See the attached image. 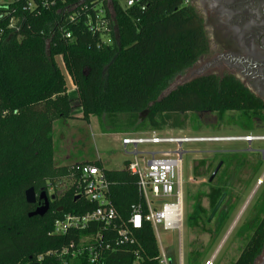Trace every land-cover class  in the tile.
Returning <instances> with one entry per match:
<instances>
[{
  "label": "trees",
  "instance_id": "obj_1",
  "mask_svg": "<svg viewBox=\"0 0 264 264\" xmlns=\"http://www.w3.org/2000/svg\"><path fill=\"white\" fill-rule=\"evenodd\" d=\"M30 1L33 7H28ZM94 2L0 3V264H159L158 243L148 222L138 229L129 227L135 243H120L116 228L101 225L64 235L50 233L53 221L64 212L84 213L96 207L82 195L75 197L77 168L85 163L102 167L100 161L54 163L53 122L74 118L57 57L75 88L79 118L89 122L92 116L100 121L105 117L113 131H138L146 125L154 131L164 126L183 128L181 116L186 113L262 116L264 101L228 74L201 75L164 93L174 77L192 68L208 50L203 20L194 6L184 0H149L141 10L112 0V19L108 11L104 15L110 42H103L100 31L90 30L87 24L86 14L93 16ZM128 164L124 161L118 170L103 168L111 204L125 222L133 204L146 212L137 177ZM65 177L71 179L70 186L49 202L48 210L42 216H29L36 203L26 201L25 191L32 187L37 199L41 191L48 195L49 184ZM217 184L206 194L207 208L201 194L194 196L188 225L209 223L208 216L223 193ZM228 214L221 206L212 217L215 235ZM97 231L103 246L98 260L90 263L83 249L72 256L80 240ZM263 242L264 230L257 240L246 243L233 264H254ZM63 248L68 252L61 254ZM202 255L191 251L187 263L199 264Z\"/></svg>",
  "mask_w": 264,
  "mask_h": 264
},
{
  "label": "rangeland",
  "instance_id": "obj_2",
  "mask_svg": "<svg viewBox=\"0 0 264 264\" xmlns=\"http://www.w3.org/2000/svg\"><path fill=\"white\" fill-rule=\"evenodd\" d=\"M8 0H0L3 3ZM198 4L197 0H193ZM58 64L62 67L61 59L56 58ZM202 60H199L192 68L185 70L182 74L174 77L167 89H172L178 84L192 79V77L204 74L207 71L191 74V72L200 66ZM68 80V93L72 100L74 118L57 119L53 122L52 137L54 145V163L68 164L74 161H100L106 169L118 170L124 167V161L132 158L130 154L131 147L127 146L126 150L121 142L124 134L135 133L137 135L151 134L155 132L158 137L168 136H234L241 135L244 132L253 131L252 134L264 135V121H252L251 117L246 113L226 112L222 117H218L215 113L203 112L198 114L186 113L181 116L184 121L183 128H173L164 126L158 131H154L147 125L141 130L130 132L113 131L109 121L105 117L101 121L95 117H90L87 122L77 116L81 113V109L77 106L76 91ZM144 114L140 115L142 120ZM248 121V122H247ZM247 122V125L245 124ZM258 128V129H257ZM237 144V145H236ZM245 142L238 141H207V142H183L181 148L182 154V192H183V223L180 231L164 230L161 227L155 229V237L159 247H163L168 255L173 257L171 264H188L187 256L192 251L202 252L199 264H204L206 260H212L213 264H233L240 253V249L244 244L238 236L239 224L236 225L238 216V205H236V188L239 185L235 178L237 177L235 164L229 162L223 166L219 173L212 181L209 177L215 166H218L219 159L222 157L218 153L221 148H234L236 146L243 147ZM253 146L264 147L263 142H252ZM178 144H143L139 145V151H158V150H175ZM228 154V153H227ZM226 154V155H227ZM144 158H148L149 154H143ZM199 161L204 164H199ZM198 166L196 171L194 166ZM260 168H263L261 165ZM227 181V191L229 194L228 203L222 205V209L229 211L224 224L220 227L216 235L213 232L214 220L201 226H190L187 222V215L192 210L194 196L201 194V203L206 208L208 200L206 194L209 187L218 182ZM70 178L56 179L49 184L48 191L55 195H60L71 184ZM249 189V188H248Z\"/></svg>",
  "mask_w": 264,
  "mask_h": 264
},
{
  "label": "built area",
  "instance_id": "obj_3",
  "mask_svg": "<svg viewBox=\"0 0 264 264\" xmlns=\"http://www.w3.org/2000/svg\"><path fill=\"white\" fill-rule=\"evenodd\" d=\"M121 7L137 6L145 10L149 0H116ZM106 3L105 7H101ZM190 4V0H184ZM33 7V2L28 3ZM93 16L87 12V24L92 31H100L103 42H110L108 35V19L104 18L109 12L112 19V0H96L92 4ZM66 37H70L67 33ZM250 136H168L158 137L155 132L145 135L127 133L121 142L126 150L131 147L133 155L127 166L130 173L137 177L138 187L145 199L146 212H143L139 205H132V212L125 222L112 206L109 198V182L106 179L103 166L85 163L77 168L78 179L76 180V195H82L86 200L94 202L96 207L84 213L64 212L57 217L52 224L50 233L52 235H64L68 231L88 229L94 225H101L103 228H116L118 241L120 243H135L136 238L132 229L141 228L144 222L151 224L153 232L158 227L164 230L180 231L183 223V192H182V154L180 147L183 142H207L221 141L223 139L249 138ZM264 137V136H263ZM178 144L175 150H158L152 152L139 151L137 147L143 144ZM143 154H149L144 158ZM155 235V233H154ZM102 236L97 231L95 234L86 236L80 240L76 251H71L72 256L76 252L81 253L82 249L88 251L90 263H95L102 253ZM157 240V239H156ZM82 244H85L82 246ZM110 244L106 243L105 248ZM69 247H73L71 243ZM159 247V246H158ZM69 248H63L61 254L67 253ZM159 264H171L170 257L163 247H159L157 256ZM204 264H213L212 260H206Z\"/></svg>",
  "mask_w": 264,
  "mask_h": 264
},
{
  "label": "flooded vegetation",
  "instance_id": "obj_4",
  "mask_svg": "<svg viewBox=\"0 0 264 264\" xmlns=\"http://www.w3.org/2000/svg\"><path fill=\"white\" fill-rule=\"evenodd\" d=\"M197 2L198 4H195L190 0V4L203 20L208 50L196 61L197 63L202 60V63L191 74L207 72L192 78L207 74L220 77L225 74L232 75L253 95L264 101V0H197ZM251 120L250 123L260 121L258 123L260 125L264 121V110L260 118L253 116ZM252 132L243 131L241 135H234L250 136L249 138L221 140L245 144L243 147L218 150V153L223 155L218 161L219 168L215 174L216 176L229 162L235 164L237 170L235 180L239 184L236 188L235 206L238 205L236 225L241 221L238 236L244 243L240 253L247 242L257 240L264 230V147L252 144L263 142L264 135ZM261 165L263 168H260ZM227 184V181L217 184L223 189L222 194H225L220 207L228 203L230 198ZM47 197L49 202L56 200L54 193L49 192ZM42 202L37 194L36 207ZM211 220L212 218L208 222ZM254 264H264V242Z\"/></svg>",
  "mask_w": 264,
  "mask_h": 264
},
{
  "label": "water",
  "instance_id": "obj_5",
  "mask_svg": "<svg viewBox=\"0 0 264 264\" xmlns=\"http://www.w3.org/2000/svg\"><path fill=\"white\" fill-rule=\"evenodd\" d=\"M218 168H219V165L215 167V169L213 170L212 174L209 177V180H212L214 178L215 174L217 173ZM38 197H39V199H42L43 202L41 205L37 206L32 212H30L29 216H32V215L42 216L48 210L49 200H48V197H47L45 191H41L39 193ZM75 197H78V195H76ZM224 197H225V194H222L221 197L218 199V201L216 202L215 206L213 207V209H212V211L208 217V220H210L214 216V214L216 213V211L220 207ZM25 199L29 203L35 202L36 193L32 187L28 188L25 191ZM58 211H61V208H58Z\"/></svg>",
  "mask_w": 264,
  "mask_h": 264
},
{
  "label": "crops",
  "instance_id": "obj_6",
  "mask_svg": "<svg viewBox=\"0 0 264 264\" xmlns=\"http://www.w3.org/2000/svg\"><path fill=\"white\" fill-rule=\"evenodd\" d=\"M9 1H11V0H8V1H5V2H3V3H6V2H9ZM64 75H65V79H66V84H67V88H68V80H67V78H66V73H64ZM68 76V75H67ZM77 116L78 117H80L81 116V113H79V114H77ZM90 121V120H89ZM124 136H125V134H124ZM130 154H131V151L129 152ZM55 160V159H54ZM127 160H129L130 161V159H127ZM85 161H88V160H84V161H79V162H85ZM73 163H78V161H74V162H70V163H68V164H63V163H57L58 165H56V166H63V165H71V164H73ZM102 164V163H101ZM102 166L104 167V165L102 164Z\"/></svg>",
  "mask_w": 264,
  "mask_h": 264
},
{
  "label": "bare ground",
  "instance_id": "obj_7",
  "mask_svg": "<svg viewBox=\"0 0 264 264\" xmlns=\"http://www.w3.org/2000/svg\"><path fill=\"white\" fill-rule=\"evenodd\" d=\"M242 139V138H241ZM256 139H258V138H256ZM262 139V138H261ZM264 139V138H263ZM234 140H236V139H234ZM248 140V139H247Z\"/></svg>",
  "mask_w": 264,
  "mask_h": 264
}]
</instances>
